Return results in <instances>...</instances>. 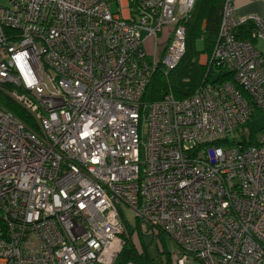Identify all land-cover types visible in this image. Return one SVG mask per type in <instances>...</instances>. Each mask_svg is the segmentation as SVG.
I'll list each match as a JSON object with an SVG mask.
<instances>
[{
    "label": "built area",
    "instance_id": "2783aa9c",
    "mask_svg": "<svg viewBox=\"0 0 264 264\" xmlns=\"http://www.w3.org/2000/svg\"><path fill=\"white\" fill-rule=\"evenodd\" d=\"M195 1L0 0V94L34 124L0 104V264H115L125 209L174 242L170 264H264V128L242 143L264 116V17L226 0L209 64L232 81L141 102Z\"/></svg>",
    "mask_w": 264,
    "mask_h": 264
},
{
    "label": "trees",
    "instance_id": "16d2710c",
    "mask_svg": "<svg viewBox=\"0 0 264 264\" xmlns=\"http://www.w3.org/2000/svg\"><path fill=\"white\" fill-rule=\"evenodd\" d=\"M225 1H195L191 12L183 22L185 28V52L183 56L179 63L169 71L167 76L163 74L162 67L158 63L157 69L154 71L143 91L141 97L142 103L162 100L168 94H171L176 100H182L190 96L202 82L219 83L232 81L230 72L217 68L211 63L209 64V61L205 66L201 65L198 61L201 54H206L208 58L211 56ZM252 28V23L239 26L236 30L237 37H250ZM199 39H203V48L201 50L196 49L195 46L196 41ZM0 104L7 110L12 111L27 125H34L25 110L9 97L0 94ZM249 124L250 121L247 123V126ZM222 143L223 141H217L214 144L220 145ZM242 143L244 146L257 144L254 130H249L248 138H244ZM124 226L126 231L123 235L125 243L115 264H126L128 261L145 264L143 261L144 250L140 245L138 232L129 227L126 222ZM162 252L163 249L160 250V253ZM166 264H170L169 256Z\"/></svg>",
    "mask_w": 264,
    "mask_h": 264
},
{
    "label": "rangeland",
    "instance_id": "374dc122",
    "mask_svg": "<svg viewBox=\"0 0 264 264\" xmlns=\"http://www.w3.org/2000/svg\"><path fill=\"white\" fill-rule=\"evenodd\" d=\"M112 11H114V4L111 5ZM257 47L264 51V41L257 40ZM196 49L201 50L203 48V39L196 41ZM147 46V50H149ZM206 55V54H205ZM199 56V63L201 65H207L209 58L206 55ZM205 57V58H204ZM248 130H254L255 134H259V131L264 128V116L255 115L250 120L248 125ZM140 139L142 144H145L147 141V129L144 123L141 126L140 130ZM125 222L127 225L138 232V237L140 236V245L144 250L143 261L145 264H166L169 259L171 260V251L175 249V244L164 234H160L159 238L154 239L149 223L144 219H137L133 212L125 209ZM126 233V231H125ZM160 248V249H159ZM163 249V252L160 253V250Z\"/></svg>",
    "mask_w": 264,
    "mask_h": 264
},
{
    "label": "crops",
    "instance_id": "0c3cea01",
    "mask_svg": "<svg viewBox=\"0 0 264 264\" xmlns=\"http://www.w3.org/2000/svg\"><path fill=\"white\" fill-rule=\"evenodd\" d=\"M232 5L234 6L237 15L255 14L259 17H264V0H232ZM256 41L257 40L254 41L255 45L258 43ZM202 55L205 54H201L200 58ZM194 264L203 263L197 262Z\"/></svg>",
    "mask_w": 264,
    "mask_h": 264
}]
</instances>
